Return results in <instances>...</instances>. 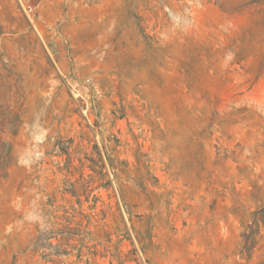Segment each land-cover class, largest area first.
Masks as SVG:
<instances>
[{"label": "rangeland", "instance_id": "374dc122", "mask_svg": "<svg viewBox=\"0 0 264 264\" xmlns=\"http://www.w3.org/2000/svg\"><path fill=\"white\" fill-rule=\"evenodd\" d=\"M0 264H264V0H0Z\"/></svg>", "mask_w": 264, "mask_h": 264}]
</instances>
